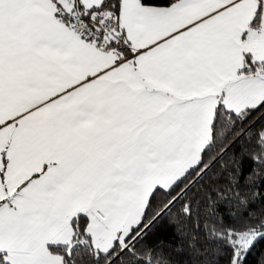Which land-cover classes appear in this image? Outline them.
<instances>
[{
  "label": "snow or ice",
  "instance_id": "6c2138e0",
  "mask_svg": "<svg viewBox=\"0 0 264 264\" xmlns=\"http://www.w3.org/2000/svg\"><path fill=\"white\" fill-rule=\"evenodd\" d=\"M262 183L264 0H0V264H264Z\"/></svg>",
  "mask_w": 264,
  "mask_h": 264
},
{
  "label": "trees",
  "instance_id": "16d2710c",
  "mask_svg": "<svg viewBox=\"0 0 264 264\" xmlns=\"http://www.w3.org/2000/svg\"><path fill=\"white\" fill-rule=\"evenodd\" d=\"M261 187H264V183H262ZM151 239L156 242L171 245L174 241L178 242V234L176 228L165 220L154 231Z\"/></svg>",
  "mask_w": 264,
  "mask_h": 264
}]
</instances>
